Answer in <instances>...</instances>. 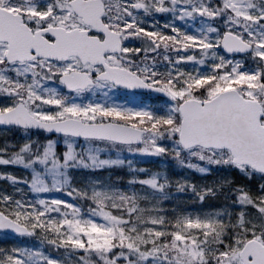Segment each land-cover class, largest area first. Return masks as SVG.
<instances>
[{"label":"snow or ice","instance_id":"obj_1","mask_svg":"<svg viewBox=\"0 0 264 264\" xmlns=\"http://www.w3.org/2000/svg\"><path fill=\"white\" fill-rule=\"evenodd\" d=\"M0 264H264V0H0Z\"/></svg>","mask_w":264,"mask_h":264},{"label":"rangeland","instance_id":"obj_2","mask_svg":"<svg viewBox=\"0 0 264 264\" xmlns=\"http://www.w3.org/2000/svg\"><path fill=\"white\" fill-rule=\"evenodd\" d=\"M155 159H158V158H153V160H155ZM146 167L147 166H152V167H154L155 166V163H153V164H151V165H145Z\"/></svg>","mask_w":264,"mask_h":264}]
</instances>
